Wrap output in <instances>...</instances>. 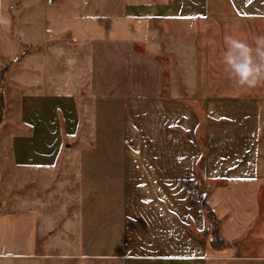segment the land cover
Segmentation results:
<instances>
[{"label":"crops","instance_id":"obj_1","mask_svg":"<svg viewBox=\"0 0 264 264\" xmlns=\"http://www.w3.org/2000/svg\"><path fill=\"white\" fill-rule=\"evenodd\" d=\"M242 18L264 19V0H0V72L9 64L2 91L7 114L0 128V169L7 157L16 168L50 172L79 129L80 98L90 105L96 147L80 155L78 211L55 229L52 213L45 215L47 230L32 208L7 210L0 186V259L55 255L114 264H206L221 256L264 261L262 80L230 98L224 91L212 96L207 72L191 77L205 83L193 96L204 105L176 106V150L160 153L159 140L153 141L164 134V121L154 115L163 112L157 109L141 122L142 135L153 139L151 153H141V167L127 152L129 131L136 126L129 121L134 104L159 100L164 85L162 64L138 51L149 43L152 25L199 20L209 44L211 22ZM260 29L246 27L245 32ZM85 80L88 91L80 96ZM206 117L219 121L203 122ZM185 129L187 151L179 142ZM133 172L157 179L145 188L148 197L132 196ZM166 176L176 179V204L168 211L158 180ZM181 179H188L187 187ZM207 185L213 186L207 204L219 221L222 251L197 238L206 228L201 200ZM246 249L251 255L239 254Z\"/></svg>","mask_w":264,"mask_h":264},{"label":"rangeland","instance_id":"obj_2","mask_svg":"<svg viewBox=\"0 0 264 264\" xmlns=\"http://www.w3.org/2000/svg\"><path fill=\"white\" fill-rule=\"evenodd\" d=\"M213 32L209 36V44L206 43L204 33V23L197 20L193 23L179 22L174 20H163L159 23H154L151 27L149 43L146 47L138 48V51L147 53L157 59L164 68V85L161 92V98L156 101L143 103L138 101L134 104L133 112L129 114V121L136 126L129 131L128 135V153L136 155L137 164L141 167L140 156L142 152H150L151 140L142 135L141 122L147 121L153 114L160 109L163 113L154 114L161 117L164 121L163 136L155 138L158 141V151L166 155L173 153L176 150V106L182 105L185 108L201 107L203 101L196 99L194 95L199 94L198 90L203 89L204 82L190 81L191 77L203 76L205 72L210 76V80L206 83L208 90L212 96L222 93H228L230 98L241 93L243 90L252 89L238 86L235 81L228 75L224 64L221 62V54L224 48V36L232 35L238 39L246 40L252 43V38L257 35H264V19L263 18H242L237 21H213L211 22ZM261 27L257 34L246 33L245 28ZM223 34H221V31ZM229 31L226 34V31ZM18 54L15 60H19ZM10 63V64H11ZM9 68V64L5 66ZM5 68H1L5 69ZM227 75V76H226ZM1 90L3 91V83ZM261 88L264 89V80L261 82ZM190 89L193 92H190ZM88 91L87 80L82 81L78 91L80 96H85ZM197 91V92H195ZM213 100H220L218 97H212ZM86 98H80L82 101V112L79 123V129L76 134L62 148L58 162L54 165L50 172H39L34 170H26L14 167L6 157L2 162L0 169V186L2 187L4 197L8 202L7 210H23L32 208L40 214L39 225L50 228L46 222L49 219L45 218L48 214L54 215V229L60 226L64 220L71 218L73 213L78 211V203L80 202V186H81V160L80 155H86L95 151L94 134L91 125L92 113H90V105ZM202 111V110H201ZM6 109L0 128L6 123ZM198 117L201 115L199 113ZM205 114H203L204 117ZM206 116V115H205ZM1 118V117H0ZM203 122L215 124L219 120L217 118L206 117ZM200 130V129H199ZM179 142L181 148L188 150L190 141L189 131L187 129L180 130ZM203 136H197L199 144L203 143ZM223 142H228L229 138L225 136ZM226 140V141H225ZM149 142V144L147 143ZM156 144V143H155ZM156 147V145L154 146ZM170 156V155H169ZM133 157V156H132ZM173 165V162H171ZM140 171V168H138ZM157 179L145 177L142 172H133V177L130 179V185L133 186L132 196L148 197V186L155 183ZM161 185L164 186V193L161 194L166 202V211L173 209V204H176V179L173 177H163L158 179ZM175 182V184H174ZM188 179H181V186L189 184ZM156 196V195H155ZM141 197V198H140ZM185 200L188 206L192 207V198L188 196ZM61 204V205H60ZM56 207L55 209L51 207ZM61 207V209H60ZM60 209V210H59ZM63 209V210H62ZM49 211V212H48ZM62 212V215L60 214ZM47 213V214H46ZM54 213V214H53ZM59 213V214H58ZM61 215V216H60ZM46 221V222H45ZM45 222V224H43ZM56 224V225H55ZM212 224V223H211ZM207 226V222H206ZM192 228V224L186 226V230ZM210 233L213 237V245L218 246L214 241L213 231L210 226ZM203 233L197 234L198 240L206 242L202 237ZM56 254L55 252L49 253ZM239 254H250L249 249L242 250ZM242 258V257H241ZM234 257L227 259L221 256L206 262V264H264V261L255 259H241ZM0 264H114L107 260L98 259H63L55 255L50 257H37L33 259H0Z\"/></svg>","mask_w":264,"mask_h":264},{"label":"clouds","instance_id":"obj_3","mask_svg":"<svg viewBox=\"0 0 264 264\" xmlns=\"http://www.w3.org/2000/svg\"><path fill=\"white\" fill-rule=\"evenodd\" d=\"M223 39L221 62L235 83L251 88L264 80V35L254 36L252 43L232 35Z\"/></svg>","mask_w":264,"mask_h":264},{"label":"trees","instance_id":"obj_4","mask_svg":"<svg viewBox=\"0 0 264 264\" xmlns=\"http://www.w3.org/2000/svg\"><path fill=\"white\" fill-rule=\"evenodd\" d=\"M6 71H7V68L2 69L0 72V117H1L0 123H2V121H3V117H4V113H5V109H6L5 104H4L2 90H1V86H2L1 83L5 79L4 74L6 73ZM212 188H213L212 185L206 186V193L201 200V206L204 210V216H205V220L207 222V226H206L205 230L203 231L202 237L206 240V242L211 246V248L213 250L222 251L225 248V244H224V241L220 237V234H219V221L216 219V217L214 216L213 212L211 211V209L208 207V204H207V198L210 195ZM210 226L214 229V231H213L214 241L217 242L218 246L213 245V237L210 233V231H211Z\"/></svg>","mask_w":264,"mask_h":264}]
</instances>
